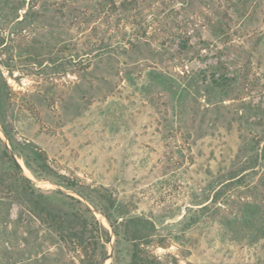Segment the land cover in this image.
I'll list each match as a JSON object with an SVG mask.
<instances>
[{
    "label": "rangeland",
    "instance_id": "1",
    "mask_svg": "<svg viewBox=\"0 0 264 264\" xmlns=\"http://www.w3.org/2000/svg\"><path fill=\"white\" fill-rule=\"evenodd\" d=\"M0 40V264H264V0H0Z\"/></svg>",
    "mask_w": 264,
    "mask_h": 264
},
{
    "label": "trees",
    "instance_id": "2",
    "mask_svg": "<svg viewBox=\"0 0 264 264\" xmlns=\"http://www.w3.org/2000/svg\"><path fill=\"white\" fill-rule=\"evenodd\" d=\"M2 40H0L1 45ZM0 48V53H1ZM3 60L0 57V127L5 134L7 140L9 141L11 147L12 145V137H11V128L8 125V112H12L10 110L11 104L9 103L10 100V93L8 91V86L6 79L3 77L1 67L3 65ZM12 114H10L11 118ZM14 149V148H13ZM12 149V150H13ZM0 164L2 166H8V170H4L2 175H6L9 180V183L6 185L13 191H17V195L23 196L24 202H31V205L36 209L39 202L31 201L30 197L34 195L33 189L30 187L29 181L22 175L21 170L16 163V161L10 156L7 149L3 145L2 141L0 140ZM1 177V175H0ZM223 179V178H221ZM220 179V180H221ZM0 184H2V178L0 179ZM219 182H216V185ZM199 220V217L192 218L190 221L189 227L194 226ZM243 224L249 227H255L256 234H263V217L260 210L256 206H248L245 214H243ZM133 236L135 239L138 238V234L134 232ZM147 238V237H146ZM100 239V237H99ZM98 240V239H97ZM144 251L140 250L136 245L133 248L132 256H131V264H158L155 257L151 255H147Z\"/></svg>",
    "mask_w": 264,
    "mask_h": 264
}]
</instances>
